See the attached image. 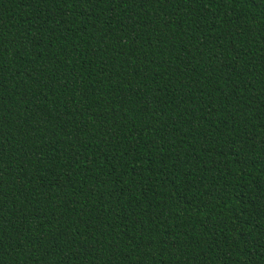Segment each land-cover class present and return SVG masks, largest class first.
Wrapping results in <instances>:
<instances>
[{"label":"trees","instance_id":"1","mask_svg":"<svg viewBox=\"0 0 264 264\" xmlns=\"http://www.w3.org/2000/svg\"><path fill=\"white\" fill-rule=\"evenodd\" d=\"M0 264H264V0H0Z\"/></svg>","mask_w":264,"mask_h":264}]
</instances>
